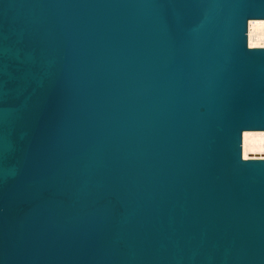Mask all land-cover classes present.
Masks as SVG:
<instances>
[{
    "label": "water",
    "instance_id": "obj_1",
    "mask_svg": "<svg viewBox=\"0 0 264 264\" xmlns=\"http://www.w3.org/2000/svg\"><path fill=\"white\" fill-rule=\"evenodd\" d=\"M264 0H0V264H264Z\"/></svg>",
    "mask_w": 264,
    "mask_h": 264
},
{
    "label": "bare ground",
    "instance_id": "obj_2",
    "mask_svg": "<svg viewBox=\"0 0 264 264\" xmlns=\"http://www.w3.org/2000/svg\"><path fill=\"white\" fill-rule=\"evenodd\" d=\"M248 40L250 46H264V19H250ZM243 155L246 158H264V130L243 132Z\"/></svg>",
    "mask_w": 264,
    "mask_h": 264
}]
</instances>
